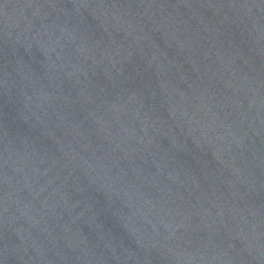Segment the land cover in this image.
I'll return each instance as SVG.
<instances>
[{"label":"water","instance_id":"1","mask_svg":"<svg viewBox=\"0 0 264 264\" xmlns=\"http://www.w3.org/2000/svg\"><path fill=\"white\" fill-rule=\"evenodd\" d=\"M0 264H264V0H0Z\"/></svg>","mask_w":264,"mask_h":264}]
</instances>
